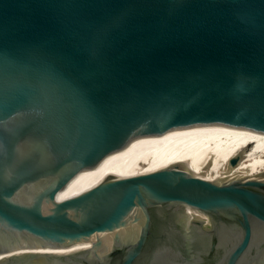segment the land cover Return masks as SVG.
Wrapping results in <instances>:
<instances>
[{"label":"water","instance_id":"1","mask_svg":"<svg viewBox=\"0 0 264 264\" xmlns=\"http://www.w3.org/2000/svg\"><path fill=\"white\" fill-rule=\"evenodd\" d=\"M232 129L264 134V0H0V259L87 244L0 264H264V178L154 171Z\"/></svg>","mask_w":264,"mask_h":264},{"label":"bare ground","instance_id":"2","mask_svg":"<svg viewBox=\"0 0 264 264\" xmlns=\"http://www.w3.org/2000/svg\"><path fill=\"white\" fill-rule=\"evenodd\" d=\"M235 157L238 158V163L231 165L230 160ZM173 164H180L198 176L210 180L224 181L238 177L264 178V134L245 129L214 133L193 147L160 158L154 165V171ZM174 218L183 229L187 230L191 229L192 219L199 218L210 222L206 214L191 207L177 211ZM219 232L221 235L224 234L222 228H219ZM86 246L87 244L68 248H26L2 255L6 257L0 260H7L15 254L22 257L44 252L67 254Z\"/></svg>","mask_w":264,"mask_h":264}]
</instances>
